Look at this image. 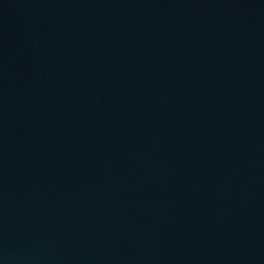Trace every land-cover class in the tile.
I'll list each match as a JSON object with an SVG mask.
<instances>
[{"label":"water","instance_id":"obj_1","mask_svg":"<svg viewBox=\"0 0 264 264\" xmlns=\"http://www.w3.org/2000/svg\"><path fill=\"white\" fill-rule=\"evenodd\" d=\"M0 264H264V0H0Z\"/></svg>","mask_w":264,"mask_h":264}]
</instances>
